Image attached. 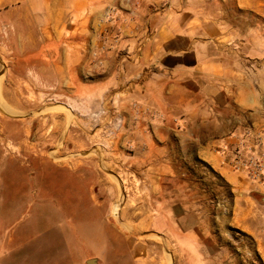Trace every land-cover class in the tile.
<instances>
[{"label":"rangeland","instance_id":"rangeland-1","mask_svg":"<svg viewBox=\"0 0 264 264\" xmlns=\"http://www.w3.org/2000/svg\"><path fill=\"white\" fill-rule=\"evenodd\" d=\"M31 15L30 0H0V264H264V189L225 163L229 185L191 148L162 174L135 161L157 154L148 125L135 132L157 113L134 100L127 117L114 86L48 84L30 67ZM245 128L213 149L222 161L264 133Z\"/></svg>","mask_w":264,"mask_h":264},{"label":"crops","instance_id":"crops-1","mask_svg":"<svg viewBox=\"0 0 264 264\" xmlns=\"http://www.w3.org/2000/svg\"><path fill=\"white\" fill-rule=\"evenodd\" d=\"M30 4L36 33L30 51L21 35L18 46L30 52L32 70H47L48 84L73 86L65 88L71 94L91 83L114 86L127 117L134 100L157 113L135 127L148 125L147 150L157 154L135 161L158 165L162 174L177 151L191 148L226 183L236 181L213 149L235 141L245 126L264 128V0H236L237 12L230 0H140L129 12L124 0ZM247 12L255 21L249 28Z\"/></svg>","mask_w":264,"mask_h":264},{"label":"built area","instance_id":"built-area-1","mask_svg":"<svg viewBox=\"0 0 264 264\" xmlns=\"http://www.w3.org/2000/svg\"><path fill=\"white\" fill-rule=\"evenodd\" d=\"M131 8L135 9L140 0H124ZM111 14V13H106ZM246 134H254V147L246 148V153L236 152L230 158L223 160L234 171L246 172L247 178L264 189V133L246 132Z\"/></svg>","mask_w":264,"mask_h":264},{"label":"water","instance_id":"water-1","mask_svg":"<svg viewBox=\"0 0 264 264\" xmlns=\"http://www.w3.org/2000/svg\"><path fill=\"white\" fill-rule=\"evenodd\" d=\"M86 264H96V260L95 259H90L86 262Z\"/></svg>","mask_w":264,"mask_h":264},{"label":"bare ground","instance_id":"bare-ground-1","mask_svg":"<svg viewBox=\"0 0 264 264\" xmlns=\"http://www.w3.org/2000/svg\"><path fill=\"white\" fill-rule=\"evenodd\" d=\"M114 215H116V212H114Z\"/></svg>","mask_w":264,"mask_h":264}]
</instances>
